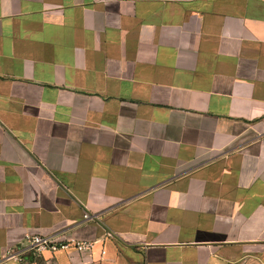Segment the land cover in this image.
I'll use <instances>...</instances> for the list:
<instances>
[{"label": "crops", "instance_id": "crops-1", "mask_svg": "<svg viewBox=\"0 0 264 264\" xmlns=\"http://www.w3.org/2000/svg\"><path fill=\"white\" fill-rule=\"evenodd\" d=\"M26 234L94 247L2 264H264V0H0V258Z\"/></svg>", "mask_w": 264, "mask_h": 264}, {"label": "built area", "instance_id": "built-area-1", "mask_svg": "<svg viewBox=\"0 0 264 264\" xmlns=\"http://www.w3.org/2000/svg\"><path fill=\"white\" fill-rule=\"evenodd\" d=\"M98 219V216H92L88 213L84 214L85 222H91ZM94 242L92 241H77L71 238L62 239V235L40 236L26 234L22 243V247L8 250L7 254L0 258V264L6 261L23 262L24 258L31 254H41L44 251L58 252L61 250L75 249L78 252L92 250ZM103 254L105 252L103 251Z\"/></svg>", "mask_w": 264, "mask_h": 264}]
</instances>
